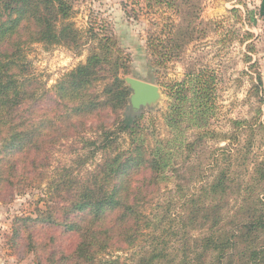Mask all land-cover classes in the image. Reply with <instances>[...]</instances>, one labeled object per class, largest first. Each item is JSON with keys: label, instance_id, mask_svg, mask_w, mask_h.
<instances>
[{"label": "trees", "instance_id": "16d2710c", "mask_svg": "<svg viewBox=\"0 0 264 264\" xmlns=\"http://www.w3.org/2000/svg\"><path fill=\"white\" fill-rule=\"evenodd\" d=\"M149 1L150 6L154 1L177 14L183 4L195 7L193 0ZM73 11V0H0V139L8 150L1 159V186L48 183L45 210L38 208L36 218L23 220L36 229L62 227L76 238L69 251L51 253L49 263L264 264V160L257 163L258 175L253 178L257 185L245 184L240 176L233 178L227 168H220L194 192L184 189L201 157L192 163L189 155L181 161L177 157L183 150L192 153L215 135L208 127L217 107L213 71L193 70L183 82H161L172 100L166 121L173 137L157 138L143 111L130 105L132 90L120 74V70L129 74L127 64L112 38L104 36L87 61L56 84L54 108L37 113L49 91L32 72L28 50L37 42L79 46L82 33L71 20ZM167 19L168 24L149 38L159 66L176 58L193 39L189 28L180 33L175 20ZM94 31L87 30L96 38ZM108 110L117 115L112 124L104 121L110 118ZM89 121L96 124L93 131L98 137L82 141L94 150L79 157L78 168H65L49 181L46 170L53 149L71 135L87 132ZM150 122L154 126L153 119ZM259 124L264 130L263 122ZM190 128L197 130L196 136L185 143ZM122 134L129 138L126 149L119 144ZM98 150L103 152L101 161L82 177L75 176ZM171 182L180 204L173 198L157 202L158 211L150 213L148 207L160 186ZM234 199L238 204L230 208ZM173 206H181L179 214ZM30 244L35 252L48 249L47 244ZM136 248L124 260L113 256Z\"/></svg>", "mask_w": 264, "mask_h": 264}, {"label": "rangeland", "instance_id": "374dc122", "mask_svg": "<svg viewBox=\"0 0 264 264\" xmlns=\"http://www.w3.org/2000/svg\"><path fill=\"white\" fill-rule=\"evenodd\" d=\"M261 1L193 0L195 7L189 8L183 4L181 13L177 14L154 1L150 6L149 0H73L71 20L82 33L80 45L46 46L37 42L28 50L32 72L42 83L43 90L49 91L48 98L39 104L37 113L42 112L40 109L54 108L56 84L64 74L85 63L91 51L99 48V39L106 36L112 38L115 49L123 55V61L127 64L128 75L120 70L124 80L134 77L159 86L160 99L153 105L141 108V111L151 126L150 132L154 131L157 138L167 140L173 137V131L166 121L172 100L161 82H183L190 71L209 69L217 77V107L216 112L213 111L215 116L208 123L215 135L192 153L183 150L177 157L181 161L189 155L192 158L190 163L201 157L196 161L194 174L189 175V181L184 183L185 192H194L202 183L211 181L220 168H227L233 178L240 176L245 184L251 181L252 185H257L253 179L258 175L260 166L257 163L264 160V130L259 128V122L264 124V19L260 15L263 12ZM187 13H190V17ZM168 17L175 20L180 33L187 32L189 28L193 39L179 49L176 58L159 66L149 48V38L168 24ZM92 27L96 38L87 32ZM181 40L182 36L178 44L182 43ZM108 66L110 70L112 66ZM107 112L110 118L104 121L112 124L117 115L110 110ZM151 119L154 126L152 122L149 123ZM243 120L247 122L240 126L236 124ZM87 124V132L73 134L53 149L49 159L51 165L46 170L49 181L58 178L65 168H78L79 157L94 150V146L85 147L82 141L84 138L98 137V133L93 131L96 124L92 121ZM196 132L195 128L187 129L184 142L193 140ZM119 144L122 149L128 147L126 134L121 135ZM7 153L6 143L0 139V168L1 159ZM102 157L103 152L98 150L89 165L82 168L80 173L76 170L74 175L82 177L81 174L92 169ZM47 188V182L42 187L1 186L0 173V264H50L48 258L51 253L69 251L76 243V238L65 234L62 227L36 229L32 222L23 220L26 217L36 218L38 208L45 210ZM176 196L173 182L162 185L148 210L150 213L153 210L157 212V202L172 198L179 203L180 198ZM237 204V200H231L229 207ZM173 208L176 214L181 211V206ZM171 238L178 239V236L171 233ZM30 242L47 244L48 249L32 251ZM135 250L137 248L119 251L113 256H121L124 260Z\"/></svg>", "mask_w": 264, "mask_h": 264}, {"label": "water", "instance_id": "95a60500", "mask_svg": "<svg viewBox=\"0 0 264 264\" xmlns=\"http://www.w3.org/2000/svg\"><path fill=\"white\" fill-rule=\"evenodd\" d=\"M125 82L132 90L129 103L135 110L153 105L161 97L160 88L156 84L134 77H126Z\"/></svg>", "mask_w": 264, "mask_h": 264}, {"label": "crops", "instance_id": "0c3cea01", "mask_svg": "<svg viewBox=\"0 0 264 264\" xmlns=\"http://www.w3.org/2000/svg\"><path fill=\"white\" fill-rule=\"evenodd\" d=\"M261 3L263 4V5H262V7H263V12H262V13L260 12V15H261V18L264 19V0H262ZM260 5H261V4H260ZM259 8H260V6H259Z\"/></svg>", "mask_w": 264, "mask_h": 264}]
</instances>
